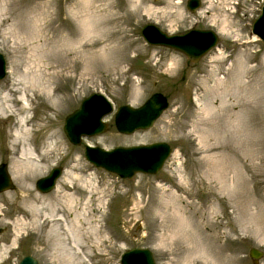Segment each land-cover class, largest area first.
<instances>
[{"label": "rangeland", "instance_id": "1", "mask_svg": "<svg viewBox=\"0 0 264 264\" xmlns=\"http://www.w3.org/2000/svg\"><path fill=\"white\" fill-rule=\"evenodd\" d=\"M185 2L0 0V163L12 182L0 191V264L26 255L37 264H120L133 247L148 248L156 264H264V103L245 89L264 96V44L250 32L264 0H200L193 12ZM146 23L167 33L211 29L218 42L191 63L145 43ZM240 67L248 73L237 81ZM156 91L168 106L148 129L118 133L112 111L101 119L107 129L78 145L62 131L92 92L115 109ZM21 117L40 166L30 174L12 169ZM154 141L171 153L153 175L120 179L83 157L85 145ZM55 166L54 188L38 192L36 179ZM250 248L262 252L255 263Z\"/></svg>", "mask_w": 264, "mask_h": 264}, {"label": "water", "instance_id": "2", "mask_svg": "<svg viewBox=\"0 0 264 264\" xmlns=\"http://www.w3.org/2000/svg\"><path fill=\"white\" fill-rule=\"evenodd\" d=\"M185 6L188 11L193 12L199 6V0H186ZM250 30L264 44V3L260 6L258 15L253 19ZM140 35L145 43L149 45L163 46L181 52L186 60L191 63L199 61L200 57L215 47L218 42L217 34L211 29L193 28L176 34L162 31L153 23L144 24L140 29ZM5 74V60L0 53V80L5 77ZM89 95L80 101L77 108L64 116L62 131L70 144L78 145L82 137L101 134L108 127V124L101 121V119L113 111L110 101L98 93H91ZM92 98L98 99V107L93 102L89 104ZM167 106L166 96L161 92H153L137 107L128 104L117 106L113 112V126L121 134H131L137 130L148 129ZM141 114L142 117H138ZM135 115L137 117H134ZM92 123L96 125L85 128L86 125ZM102 149L99 146L85 145L83 156L94 167H99L113 173L120 179H130L138 173L155 174L161 169L163 163L171 153L170 145L164 141ZM147 149L154 150L155 155L145 165L137 163L136 155ZM126 151H128L127 154ZM120 161H123L124 164H119ZM61 171L62 168L60 166L52 167L47 175L36 179L34 183L35 189L42 193L52 190ZM11 187L12 182L7 173L6 164L1 162L0 191L10 189ZM248 256L255 263L262 256V252L250 248ZM17 264H37V262L32 256L26 255ZM120 264L156 263L152 252L148 248L133 247L125 250L120 255Z\"/></svg>", "mask_w": 264, "mask_h": 264}, {"label": "bare ground", "instance_id": "3", "mask_svg": "<svg viewBox=\"0 0 264 264\" xmlns=\"http://www.w3.org/2000/svg\"><path fill=\"white\" fill-rule=\"evenodd\" d=\"M226 23L225 21L223 22V24ZM252 34V33H251ZM253 35V40L252 42L257 38L254 34ZM240 70H237L235 71L233 74H234V79H237V81H239L240 78L244 77L248 71L247 70H244V67L241 69V67L239 68ZM216 80V79H215ZM243 80V79H242ZM218 81V80H217ZM233 81V80H232ZM221 80L218 82L220 83ZM215 84H217L215 82ZM219 85V84H218ZM222 85V84H221ZM230 85V84H229ZM237 85V84H236ZM253 85L255 86V83H253ZM235 86V85H233ZM250 86L249 85H246L245 86V89L246 91L249 93V94H252L253 96V103L254 105H257L259 103H264V96L261 95V94H258L257 93V89L256 88H249ZM217 88V87H216ZM213 89V88H212ZM242 94V93H241ZM239 96V95H238ZM224 97V96H223ZM222 97V98H223ZM8 95H6V98H5V101L9 102L8 99ZM225 98V97H224ZM248 98V97H247ZM24 97H19V102L20 101H24ZM222 100V99H221ZM94 103L95 106H97V103H98V99L96 98H92L90 101H89V104L90 103ZM101 106V105H100ZM99 106V108H100ZM10 107V106H8ZM98 107V106H97ZM91 109H95V108H91ZM204 109V108H203ZM209 108H205L204 111H207ZM103 111V110H102ZM101 111V112H102ZM11 112V111H10ZM100 112V113H101ZM209 112V110H208ZM207 112V113H208ZM211 112V111H210ZM206 113V114H207ZM225 113V112H224ZM0 114H5V107L2 106V104L0 103ZM11 114V113H9ZM236 116V115H235ZM134 117H137V115H135ZM138 117H142V114L139 115ZM226 117V115H225ZM228 120V117L226 118ZM234 119V118H233ZM213 120V119H212ZM232 120V119H231ZM240 119L237 120L236 118V122H239ZM18 125H19V128L16 129V131L14 132V135H13V142L11 143V147L13 148L14 146H17V159L14 161L13 165H12V169L15 173H18L20 172L21 173H24V174H27V173H31V172H36L40 169V166L38 165H35L33 163L34 159H35V156H36V152L34 149L31 148V144H30V140H29V130L26 129V126L25 124L27 123L26 122V119L21 117L20 120H18ZM96 124H90V125H86L85 128H88V127H94ZM20 126H22L20 128ZM21 129V130H20ZM51 144H53L52 142L48 143L46 145V147H43V149H45V152L48 150V149H51ZM21 147V148H20ZM60 148V147H59ZM14 150V149H13ZM104 150V149H102ZM128 153V151H126V154ZM155 155V151L154 150H151V149H147V150H144L142 151V153L136 155L137 156V159H136V162L141 164V165H145L147 164L151 159L152 157ZM119 164H124L123 161H120ZM40 171V170H39Z\"/></svg>", "mask_w": 264, "mask_h": 264}]
</instances>
